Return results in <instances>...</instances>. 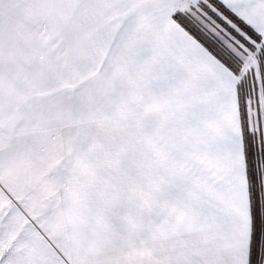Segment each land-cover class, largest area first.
<instances>
[{
  "label": "snow or ice",
  "instance_id": "snow-or-ice-1",
  "mask_svg": "<svg viewBox=\"0 0 264 264\" xmlns=\"http://www.w3.org/2000/svg\"><path fill=\"white\" fill-rule=\"evenodd\" d=\"M0 264H264V0H0Z\"/></svg>",
  "mask_w": 264,
  "mask_h": 264
}]
</instances>
